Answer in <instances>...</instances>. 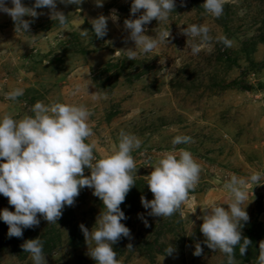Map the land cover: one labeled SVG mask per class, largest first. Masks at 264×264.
Listing matches in <instances>:
<instances>
[{"label": "rangeland", "instance_id": "374dc122", "mask_svg": "<svg viewBox=\"0 0 264 264\" xmlns=\"http://www.w3.org/2000/svg\"><path fill=\"white\" fill-rule=\"evenodd\" d=\"M22 3L32 8L35 0ZM131 3L103 0L97 6L95 0L80 5L56 0L55 10L67 17V24L57 26L49 8H37L36 18L24 17L31 21L26 34L16 32L11 17L0 12V118L31 115L37 101L82 104L94 125L86 143L94 145L98 158L115 151L121 130L134 134L142 143L132 154L145 162L138 166L137 176L133 173L135 185L120 205L127 217L121 223L130 229V236H121L112 246L119 264H226V256L209 249L199 229L206 208L227 203V173L264 174V0H224L220 17L205 11V0H175L166 22L153 19L143 25L150 36L169 29L170 42L149 53L137 49L129 60L125 51L135 49V43L124 20L136 19L144 11L133 16ZM7 6L12 7L10 0ZM112 10L118 20L108 19L107 35L97 38L91 20L108 18ZM191 24L207 25L212 37L195 55L183 34ZM80 30L88 34L82 36ZM221 35L232 41L230 47L216 39ZM17 87L23 95L16 101L6 99L5 93ZM77 87L80 92L72 95ZM178 134L192 138L191 143L175 147L189 150L200 162L199 183L188 203L172 216H149L150 209L141 204V196L154 198L146 176L158 154L174 147L171 141ZM141 152L146 155L140 156ZM84 175H90L87 168ZM246 191L243 206L249 220L242 236L252 243L243 256L236 247L235 264H256L264 240V178ZM92 193L88 187L81 189L57 224L38 214L39 225L24 229L19 238L9 237L7 224L0 220V264H33L22 245L36 238L43 243L46 264H95L89 256L94 242H86L79 227L94 231L105 211ZM5 208L15 210L0 194V210ZM196 243L203 249L200 256L193 255ZM169 245L174 249L171 254L166 252Z\"/></svg>", "mask_w": 264, "mask_h": 264}, {"label": "clouds", "instance_id": "9594fccd", "mask_svg": "<svg viewBox=\"0 0 264 264\" xmlns=\"http://www.w3.org/2000/svg\"><path fill=\"white\" fill-rule=\"evenodd\" d=\"M8 2L0 0V12L11 17L16 32L26 34L29 31L31 21L24 17L36 18L37 8H49L50 18L59 27L68 22L61 11L55 10L56 0H35L32 8L24 6L22 0H10L12 7L7 6ZM60 2L80 5L83 0ZM95 3L102 6L103 0H95ZM202 6L207 13L220 17L224 0H205ZM174 9L175 0H132L130 13L133 16L144 11L136 19L124 20L129 39L135 43V49L125 51L129 60L136 57L137 49L149 53L160 44L170 42L169 29L161 28L155 36H150L143 25L153 19L159 23L166 22ZM108 19L113 22L118 20L116 10H112L108 18L101 15L91 20L97 38L107 35ZM209 31L204 24H191L183 29L192 54L199 53L201 47L211 41ZM80 34L86 36L88 31L80 30ZM216 39L227 47L232 44L226 36L221 35ZM79 92L77 87L72 95ZM22 95L23 89L17 87L6 92L5 98L16 101ZM91 96L95 99L97 94ZM31 113L20 119L7 114L0 118V194L7 197L9 205L15 209L0 210V220L8 226L7 235L22 237L24 229L39 225L38 214L49 224H57L65 206H73L80 190L88 187L102 201L105 209L98 217L94 231H89L83 224L79 225L86 242H94L89 256L95 264H119L112 246L121 236H130V229L121 223L127 217L120 205L135 185L133 173L137 176L138 166L145 162L132 154L141 148L142 141L134 134L121 130L115 151L107 157L98 158L94 145L86 143L93 135L94 126L89 122L91 113L86 106L62 102L46 105L37 101ZM191 142L190 136L175 135L171 141L174 147L158 154L153 170L146 176L154 198L147 200L141 196L142 206L150 209L149 216L170 217L188 203L190 192L199 183L202 166L189 150L175 146ZM145 155L140 153V156ZM85 168L90 175H84ZM227 177L224 183L229 193L227 203H213L206 208L207 214L202 217L199 230L209 249H218L226 256V264H235L236 247L239 246V253L243 256L252 243L242 236V228L249 220L243 206L247 199L246 188L249 184L261 182L264 174L253 172L240 176L227 173ZM223 205H227V208ZM138 218L148 226L142 214H138ZM127 247L131 249L132 245ZM22 248L30 253L33 264H46L40 238L25 241ZM173 251L171 245L166 249L167 254ZM202 251L200 243H196L193 255L200 256ZM256 264H264V240L259 243Z\"/></svg>", "mask_w": 264, "mask_h": 264}]
</instances>
